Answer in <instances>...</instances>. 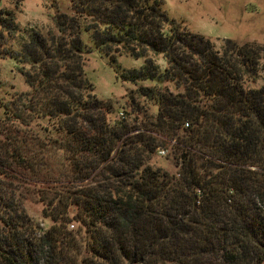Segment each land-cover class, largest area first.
<instances>
[{"label":"trees","instance_id":"obj_1","mask_svg":"<svg viewBox=\"0 0 264 264\" xmlns=\"http://www.w3.org/2000/svg\"><path fill=\"white\" fill-rule=\"evenodd\" d=\"M48 1L58 33L13 52L30 91L0 102V171L19 184L0 194V264H264V46L192 33L161 0ZM83 34L145 60L122 75L151 85L129 93L139 126L85 78ZM171 149L174 174L153 164Z\"/></svg>","mask_w":264,"mask_h":264},{"label":"rangeland","instance_id":"obj_2","mask_svg":"<svg viewBox=\"0 0 264 264\" xmlns=\"http://www.w3.org/2000/svg\"><path fill=\"white\" fill-rule=\"evenodd\" d=\"M161 1L169 17L192 33L203 35L218 43L233 40L241 44L255 43L264 46V0ZM61 10L65 13L71 12L69 0H62ZM56 14L57 11L51 7L48 0H0V102H10L16 93L30 91L21 72L22 66L13 54L22 51L21 47L31 41L32 33L37 32L48 39L51 38L50 35L57 34ZM4 19L7 24L12 23L11 29L4 28ZM82 39L92 50L86 62L85 78L93 85L96 96L101 101L113 104L116 118H122L121 114H124L130 123L139 126L140 120L146 118V115L138 114L130 105L129 93L137 90L139 86L151 85L148 82L135 84L125 81L122 75L125 71L139 70L145 60L124 55L117 63H112L98 51L89 34H83ZM156 60L157 65L164 71L167 65L164 57L158 56ZM168 87L173 88L171 85ZM156 112V107L149 110V114ZM172 153L171 149L164 157L158 155L153 164L172 174L177 173L182 157L175 159ZM14 173L13 171L12 174ZM6 184L8 185L5 186ZM18 185L17 180L6 179L0 171V194L4 190L9 194L4 198L12 197V186ZM21 185L23 187V183ZM21 192L20 187L15 193L16 199ZM28 197L20 210L25 211L30 221L40 230L39 233L49 230L53 223L44 217V205L37 198Z\"/></svg>","mask_w":264,"mask_h":264},{"label":"built area","instance_id":"obj_3","mask_svg":"<svg viewBox=\"0 0 264 264\" xmlns=\"http://www.w3.org/2000/svg\"><path fill=\"white\" fill-rule=\"evenodd\" d=\"M121 117H122V118H125L124 114H121ZM166 154H167V151H166V150H160V151L158 152V155H159L160 157H164V156H166Z\"/></svg>","mask_w":264,"mask_h":264}]
</instances>
